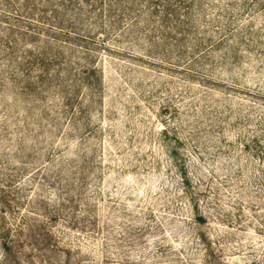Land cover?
Listing matches in <instances>:
<instances>
[{
    "label": "rangeland",
    "instance_id": "rangeland-1",
    "mask_svg": "<svg viewBox=\"0 0 264 264\" xmlns=\"http://www.w3.org/2000/svg\"><path fill=\"white\" fill-rule=\"evenodd\" d=\"M0 264H264V0H0Z\"/></svg>",
    "mask_w": 264,
    "mask_h": 264
}]
</instances>
